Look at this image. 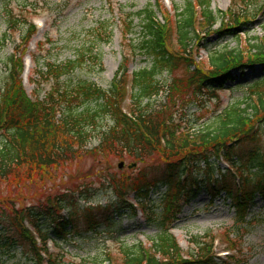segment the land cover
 <instances>
[{
    "label": "trees",
    "instance_id": "obj_1",
    "mask_svg": "<svg viewBox=\"0 0 264 264\" xmlns=\"http://www.w3.org/2000/svg\"><path fill=\"white\" fill-rule=\"evenodd\" d=\"M211 2L188 0L182 11L175 7L180 20V50L172 49L168 21L160 22L153 5L138 11L142 38L138 45H132L147 56L149 63L130 73L129 57L124 55L108 88L88 78L74 77L76 70L87 64V57L99 64L101 58L93 49L63 64L42 57L44 67L37 69L36 77L29 78L34 84L31 94L22 77L26 52L19 61L10 58L7 78L0 89V184L19 177L25 167L44 170L66 163L90 150L88 146L94 140L97 145L91 150L102 155L144 164L158 154L162 160L139 170L141 178L135 182L113 180L116 199L105 205L91 201L94 191L88 187L66 190L21 208L12 201L2 203L0 264H9L18 254L26 256L27 261L13 264H44L46 259L47 264H64L52 258L50 241L57 250L84 231L97 233L101 228H114L125 214L136 215L138 208L150 218L148 201L153 190L161 191L166 200L157 235L150 246L143 241L122 246V264H217L213 238L196 237V253L192 259L185 258L168 225L203 191L210 195V204L223 199L235 210V218L242 221L259 197L264 200V75L249 86L244 107L229 114L214 129L190 133L178 124L179 120L175 121L174 115L164 119L162 114L170 109L167 104L174 98L172 91H185L180 107L186 114L187 108L196 101L203 102L205 95L219 98L218 91L235 81V70L244 75L247 69L264 65V36L261 43L256 39L251 44V56L244 57L234 50L216 51L210 57V67L200 69L191 54L193 42H202L198 26L224 39L247 29L253 24L250 18H255L250 11L241 15L230 7L233 24L213 30L224 12L212 9ZM159 4L163 10L161 0ZM197 7L201 21H196ZM8 16V29L17 24L26 27L21 40L28 44L37 31L35 25ZM101 26L99 40L111 41L112 32L103 23ZM126 26L130 33L133 20L128 19ZM32 60L37 66L33 55ZM177 69L185 71V78L179 79L183 90L176 79L171 84L163 81L164 73L172 74ZM161 94L168 102H156ZM127 101L130 103L126 107ZM253 119L259 124L254 125ZM180 120L190 124L189 120ZM222 160L228 166H222ZM127 189L134 191L135 204L127 201ZM94 264L112 263L108 258Z\"/></svg>",
    "mask_w": 264,
    "mask_h": 264
},
{
    "label": "rangeland",
    "instance_id": "obj_2",
    "mask_svg": "<svg viewBox=\"0 0 264 264\" xmlns=\"http://www.w3.org/2000/svg\"><path fill=\"white\" fill-rule=\"evenodd\" d=\"M188 0H0V89L7 78L10 58L19 61L21 55L24 65L23 83L26 91L31 94L34 84L29 78L36 77L38 68L44 67L43 60L60 64L70 60H76L78 55L88 49L100 56L99 64L87 57V64L82 69H77L74 77L81 76L97 82L104 88H108L121 63L123 56L129 57V71L133 73L145 67L149 60L140 51H135L136 45L142 38L141 22L138 11L150 4L157 9L160 22H167L170 30V42L173 50H180L178 43L179 19L175 7L182 11ZM159 10H158V8ZM236 13L250 11L255 18L253 24L238 34L220 38L216 33H207V30L198 26L197 33L201 37V44L195 40L191 54L199 63L200 69L206 71L210 67V57L216 51L234 50L241 52L244 57L252 55L251 44L258 43L264 36V0H212L211 8L223 11L213 26V30L230 26L233 19L228 8ZM168 20L166 19V16ZM248 14V13H247ZM250 14V15H252ZM21 21H31L36 26V33L28 44L21 40L24 32L23 25L8 29L6 19L9 16ZM10 18V19H11ZM128 19L133 20V29L129 33L126 24ZM200 8L197 7V19L201 21ZM22 23V22H21ZM102 23L108 26L112 32L111 41L99 40L98 30ZM211 30V31H213ZM129 33V34H128ZM133 44V45H132ZM181 53L186 54L181 51ZM31 55L36 63L31 61ZM45 61V60H44ZM28 64V65H27ZM235 81H230L227 87L219 90V98H208L205 95L203 102L196 101L187 113L183 114L180 102L185 96V91L178 94L172 91L173 100H166L167 96L161 94L156 102H168L169 111H164L163 118L174 115L175 121L185 128V131L195 133L199 130L214 129L229 114L238 112L247 100L249 86L264 75V65H256L246 70L242 75L235 71ZM185 78V71L177 69L171 73L163 74V81L169 84L176 79L183 90V84L179 79ZM244 79L245 83L240 84ZM240 85V86H239ZM177 93V94H176ZM206 94V93H205ZM130 102H126V107ZM163 105V104H162ZM184 119L190 124L183 123ZM258 119H253L254 125L259 124ZM97 145L94 140L88 147L90 150L80 154L70 161L55 165L44 170H30L27 167L20 171V176H14L9 181L0 184V210L2 203L12 201L21 208L26 205L46 201L52 195L66 190H76L83 187L93 189L91 201L105 205L116 199V184L114 181L140 179L137 174L146 165L156 164L162 157L154 154L145 163H136L123 160L113 155H102L91 149ZM125 165L119 168V163ZM222 166H224L222 164ZM225 167V166H224ZM110 177L113 179L110 180ZM239 182V179H236ZM130 186V185H129ZM162 191H165L162 186ZM131 188V187H130ZM124 195L133 201V190H124ZM210 195L203 191L191 202L183 206L179 218L168 225L177 237L182 254L185 258L192 259L196 253V237L213 238V254L217 255V264H264V200L259 197L254 204L246 220H237L235 210L224 204L223 199H217L210 204ZM153 199V200H152ZM152 199L148 201L150 218L145 219L142 211L137 215H124L119 224L107 231L97 233L85 232L76 235L71 242L63 243L57 250L50 245L52 258L60 260L64 264H94L103 259H110L112 264H122L121 247L131 246L138 241H144L148 246L150 240L155 238L159 226L162 223L163 209L166 200L162 198L161 191H152ZM83 205L84 202L80 201ZM208 205V208L205 207ZM83 228L84 225H81ZM6 258L4 257V260ZM27 261V257L21 254L11 259L9 264L15 261ZM47 259L44 264H47ZM31 263V261H30Z\"/></svg>",
    "mask_w": 264,
    "mask_h": 264
},
{
    "label": "water",
    "instance_id": "obj_3",
    "mask_svg": "<svg viewBox=\"0 0 264 264\" xmlns=\"http://www.w3.org/2000/svg\"><path fill=\"white\" fill-rule=\"evenodd\" d=\"M119 166H120V167H123V166H124V163H123V162H121V163L119 164Z\"/></svg>",
    "mask_w": 264,
    "mask_h": 264
}]
</instances>
